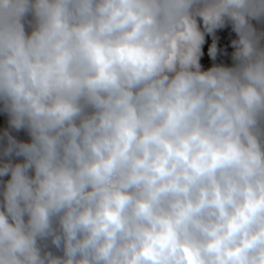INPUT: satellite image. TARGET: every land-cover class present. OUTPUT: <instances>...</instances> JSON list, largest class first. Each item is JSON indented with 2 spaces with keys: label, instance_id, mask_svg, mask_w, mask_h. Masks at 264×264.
<instances>
[{
  "label": "clouds",
  "instance_id": "1",
  "mask_svg": "<svg viewBox=\"0 0 264 264\" xmlns=\"http://www.w3.org/2000/svg\"><path fill=\"white\" fill-rule=\"evenodd\" d=\"M0 264H264V0H0Z\"/></svg>",
  "mask_w": 264,
  "mask_h": 264
}]
</instances>
